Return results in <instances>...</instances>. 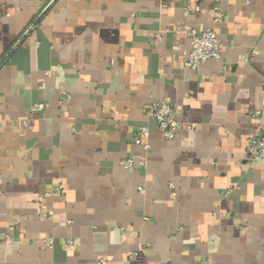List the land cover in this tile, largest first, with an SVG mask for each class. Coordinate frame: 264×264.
Returning <instances> with one entry per match:
<instances>
[{
	"label": "crops",
	"instance_id": "0c3cea01",
	"mask_svg": "<svg viewBox=\"0 0 264 264\" xmlns=\"http://www.w3.org/2000/svg\"><path fill=\"white\" fill-rule=\"evenodd\" d=\"M183 25L222 58L184 68ZM263 128L264 0H0V264H264Z\"/></svg>",
	"mask_w": 264,
	"mask_h": 264
},
{
	"label": "built area",
	"instance_id": "2783aa9c",
	"mask_svg": "<svg viewBox=\"0 0 264 264\" xmlns=\"http://www.w3.org/2000/svg\"><path fill=\"white\" fill-rule=\"evenodd\" d=\"M16 2L22 0H15ZM192 9V5L189 3L186 6V13ZM218 11L217 16L214 18V23L221 22L224 19V10L220 6H216ZM166 32L170 33H184L191 38V50L184 59V68L199 67L203 63L211 59H221L223 56L224 44L217 35L216 30L211 27L206 30H197L187 25L180 26L175 29H166ZM158 40L163 38L162 32L156 35ZM70 99V98H69ZM45 104L38 102L34 104V109H44ZM146 113L151 117L158 125L161 134L166 140H173L181 126V122L176 114L173 105L165 99H156L149 106L146 107ZM21 128L31 127L27 122L20 124ZM135 143L142 146L145 151H149L151 148L150 143V129L147 125H141L138 127L137 134L135 136ZM247 153L250 161L252 162H264V128L250 136L247 140ZM147 165L146 157L129 156L124 161V167L127 170H134L137 167H145ZM64 185L59 182L54 185L50 191H47L45 196L59 195L63 192ZM43 217L47 216V213H42ZM44 244L50 248L53 247V243L50 238H43ZM73 240L68 239L67 244L72 245ZM105 260L101 259L98 263L104 264Z\"/></svg>",
	"mask_w": 264,
	"mask_h": 264
}]
</instances>
